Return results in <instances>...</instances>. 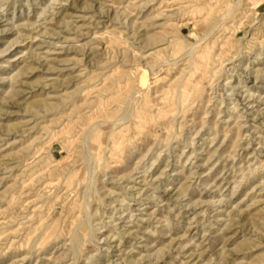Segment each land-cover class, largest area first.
<instances>
[{
    "label": "rangeland",
    "instance_id": "1",
    "mask_svg": "<svg viewBox=\"0 0 264 264\" xmlns=\"http://www.w3.org/2000/svg\"><path fill=\"white\" fill-rule=\"evenodd\" d=\"M0 264H264V0H0Z\"/></svg>",
    "mask_w": 264,
    "mask_h": 264
},
{
    "label": "bare ground",
    "instance_id": "2",
    "mask_svg": "<svg viewBox=\"0 0 264 264\" xmlns=\"http://www.w3.org/2000/svg\"><path fill=\"white\" fill-rule=\"evenodd\" d=\"M203 36H204V35H203ZM182 44H183V43H182ZM180 47H181V43H180ZM190 54H191V53H190ZM206 57H207V56H206ZM196 59H197V58H196ZM192 60H193V58H192ZM197 60H198V59H197ZM197 60H196V62H197ZM202 61H203V60H202ZM193 62H194V61H193ZM196 62H195V63H196ZM200 62H201V61H200ZM197 68H198V67H197ZM197 70H198V69H197ZM82 145H83V144H82ZM84 145H85V144H84ZM89 177H90V176H89ZM89 177H88V179H90Z\"/></svg>",
    "mask_w": 264,
    "mask_h": 264
}]
</instances>
